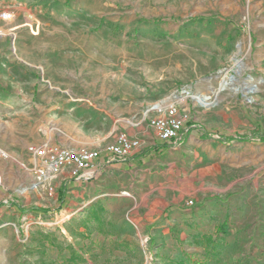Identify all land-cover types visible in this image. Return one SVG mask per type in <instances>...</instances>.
Wrapping results in <instances>:
<instances>
[{"label":"rangeland","instance_id":"rangeland-1","mask_svg":"<svg viewBox=\"0 0 264 264\" xmlns=\"http://www.w3.org/2000/svg\"><path fill=\"white\" fill-rule=\"evenodd\" d=\"M6 10L13 18L0 20V39H56L66 50L41 53L26 88L50 81L90 91L85 108L56 111L48 95H20L41 107L40 133L65 140L78 128L84 148L105 150L136 127L122 117L114 127L113 112L96 108L100 85L144 100L150 130L77 186L56 176L38 183L34 164L23 167L0 143V264H264V142L218 140L264 131V0H0ZM171 104L188 112L185 130L141 155L165 143L150 118Z\"/></svg>","mask_w":264,"mask_h":264},{"label":"crops","instance_id":"crops-1","mask_svg":"<svg viewBox=\"0 0 264 264\" xmlns=\"http://www.w3.org/2000/svg\"><path fill=\"white\" fill-rule=\"evenodd\" d=\"M56 42V39H47L44 41L37 38H22L15 41L13 40L9 43L7 39H0V143L5 149L9 150L16 159L23 162V167L27 164H34L35 162L34 157L27 150V147L30 144L50 142L52 144L67 145L74 148H84L89 142V140L83 135V131L78 128L67 129L63 132L64 137H66L65 140H62L63 138L61 137L60 132L56 130V132H49L43 135L40 133V130H42L40 127L42 123L41 116L40 114L33 112L35 111L34 109L40 111L41 107L33 101L25 104L24 98L20 97V95H23L24 93L29 95H34L35 93L38 95L40 93L48 95L47 97H43V99L49 106V110L54 111L63 108L64 105L70 109H78L79 107L85 108V106H79V104H89L88 95L90 94V91L83 87H75L72 85L63 87L61 85L53 84V82L50 81L48 85H45L42 88L36 87L35 83L27 88L24 86V80L26 78L33 79L35 77V69L41 67L43 61L40 60L41 53H43L42 55L44 57L45 52L63 53L66 51L64 48H56ZM59 42H61V46L68 45V43H64L66 41L60 40ZM89 44V41L86 40L85 45L89 46ZM9 46H12V48H9ZM98 51L101 52L100 50ZM113 76L116 77L114 74ZM12 79H17V82L14 84ZM118 79V84L120 85V75L118 76ZM91 93L98 95V98H93L94 101L96 100L93 102L98 106L96 107L97 109L102 111L110 110L113 112L114 117L108 114V119H111L112 126H119L121 119L127 118L132 120L130 124L136 127H130V129L121 132H126L131 136L139 137L140 134L148 131L149 126H145V122L147 121L140 115V111L143 109L142 101L144 100L137 101V98L132 97L130 92L123 91L120 86L115 87V85L112 90L104 85L96 86L95 91H92ZM64 97L65 99H63ZM108 134H111V132ZM117 135L118 133L113 142H115ZM156 139L158 138L156 137ZM158 141L161 140L158 139ZM93 149L99 151L104 150L97 147H94ZM155 151L154 145H151L144 149L141 155L156 153ZM104 158L105 157H102L99 160L98 166L106 165V163H104ZM129 164H133L131 159L126 163H113L110 166H107L109 168H114L119 165ZM21 172H26L25 168L24 170L22 169ZM56 177L63 179L70 178L67 175L66 169L58 173ZM81 182H83V180L72 179L70 183L77 186Z\"/></svg>","mask_w":264,"mask_h":264},{"label":"built area","instance_id":"built-area-1","mask_svg":"<svg viewBox=\"0 0 264 264\" xmlns=\"http://www.w3.org/2000/svg\"><path fill=\"white\" fill-rule=\"evenodd\" d=\"M13 18L11 11H1L0 20L8 21ZM4 29L0 25V38L4 36ZM156 114L150 118V126L155 136L161 141H172L180 138V134L190 121L188 112L183 111L176 104L165 108H157ZM141 139L131 136L126 132H120L115 142L99 151L97 149L74 148L67 145L52 144H30L28 152L34 157V171L37 182L42 183L53 179L58 173L67 170L71 179L89 180L98 170V162L105 157L106 163L118 162L128 157L134 150L139 148ZM7 153L0 149V158Z\"/></svg>","mask_w":264,"mask_h":264},{"label":"trees","instance_id":"trees-1","mask_svg":"<svg viewBox=\"0 0 264 264\" xmlns=\"http://www.w3.org/2000/svg\"><path fill=\"white\" fill-rule=\"evenodd\" d=\"M187 138V135H186ZM186 138L182 140L181 143H184ZM211 138L210 133L203 132L201 135V139H209ZM222 143H232V142H252L255 140H259L261 142H264V131L261 129V127H257L255 130L251 131L250 134H235V135H221L218 139ZM171 147V144L168 143H162L158 144L155 147V150L162 151L164 148ZM61 202L64 200V196H60ZM13 206H16L21 213H27V212H43L47 213L50 212V209H45L37 206H32L30 208H24L20 204L17 203H10ZM61 206V205H60ZM222 228V227H221Z\"/></svg>","mask_w":264,"mask_h":264},{"label":"bare ground","instance_id":"bare-ground-1","mask_svg":"<svg viewBox=\"0 0 264 264\" xmlns=\"http://www.w3.org/2000/svg\"><path fill=\"white\" fill-rule=\"evenodd\" d=\"M198 101H203L201 96H196Z\"/></svg>","mask_w":264,"mask_h":264}]
</instances>
